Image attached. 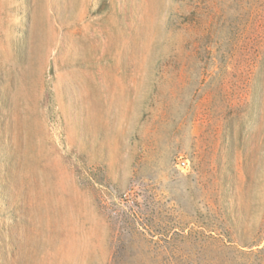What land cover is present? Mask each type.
I'll return each instance as SVG.
<instances>
[{"label":"rangeland","instance_id":"rangeland-1","mask_svg":"<svg viewBox=\"0 0 264 264\" xmlns=\"http://www.w3.org/2000/svg\"><path fill=\"white\" fill-rule=\"evenodd\" d=\"M216 255L264 264V0H0V264Z\"/></svg>","mask_w":264,"mask_h":264},{"label":"trees","instance_id":"trees-1","mask_svg":"<svg viewBox=\"0 0 264 264\" xmlns=\"http://www.w3.org/2000/svg\"><path fill=\"white\" fill-rule=\"evenodd\" d=\"M250 16H247L246 19H251V17L249 18ZM249 21V20H248ZM253 19L250 20V23H253ZM250 34L252 36V34H256V31L255 29H252L250 30ZM258 48V47H257ZM237 232V231H236ZM210 238L212 240V247L215 249V250H219V252H223L224 250H227V249H231L233 248V246H231V244H227L225 242H223L222 238H220L219 236H214V235H210ZM262 239V237H258V239H255L254 241H244L243 244L244 246H249V245H255L257 242H260ZM231 241V240H229ZM244 252V251H242ZM220 256L216 255L215 257H212L210 259V262H212L213 264H224V262H222L220 260Z\"/></svg>","mask_w":264,"mask_h":264}]
</instances>
